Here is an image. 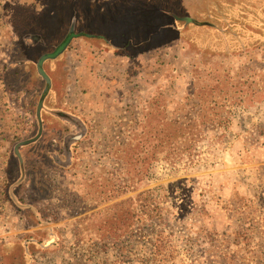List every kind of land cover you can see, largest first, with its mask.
Instances as JSON below:
<instances>
[{"label":"rangeland","instance_id":"1","mask_svg":"<svg viewBox=\"0 0 264 264\" xmlns=\"http://www.w3.org/2000/svg\"><path fill=\"white\" fill-rule=\"evenodd\" d=\"M179 1L202 6L213 22L219 14L233 33L213 27L199 37L201 30L187 32L195 44L203 42L206 65H199L196 53L186 56L180 41L148 45L150 50L129 59L78 36L84 19L75 26L76 15L89 14L93 31L109 35L115 30L106 21L123 13L140 16L128 12L132 2L136 10L149 7L140 0H0V264H264V0ZM150 2L157 14L160 6L153 4L161 0ZM89 5L94 8L87 13ZM243 15V25L228 28ZM139 29L143 40L148 29L155 30ZM70 34L68 51L47 59ZM211 49L218 52L211 55ZM193 69L219 74L201 104L206 86L186 94ZM146 75H162L168 113L192 105L183 121L195 124L169 154L159 156L148 178L123 180L121 198L104 201L97 194L106 192L109 172H123L111 158L118 142L114 124L132 125L128 117L138 113L133 105L144 93L130 91L147 88ZM50 78L64 99L49 96L54 114L62 106L84 117H106L91 120L74 145V130L45 114L53 120L50 129L23 149L25 164L38 170L19 193L20 199L37 197L36 216L28 219L5 199L6 167L13 144L29 134ZM119 202L136 209L131 229L120 226L118 238L99 227L91 235L83 229L114 213Z\"/></svg>","mask_w":264,"mask_h":264},{"label":"trees","instance_id":"2","mask_svg":"<svg viewBox=\"0 0 264 264\" xmlns=\"http://www.w3.org/2000/svg\"><path fill=\"white\" fill-rule=\"evenodd\" d=\"M139 1V0H136ZM176 5L172 4L169 0H161L160 5L153 4L158 8L157 14L152 11V5L150 0H140L148 8L140 6L139 10H136L138 4L132 2L129 6L128 12L136 11L140 16L136 18L126 17V13H123L122 19H111L113 21L107 22L106 24L115 31H110L109 35L106 33L94 32L92 29L93 18L89 14H80L75 17V26L79 23V18L84 19L82 21L81 32L78 36H82L86 41L95 43L101 41L104 46H107L114 55H122L126 58L133 59L134 56H138L141 52L148 51V45L150 46H161L166 42L170 41H180L185 45L184 54L186 56L192 53L198 54L199 65H206L210 61L207 50L201 48L202 45L195 44L192 39L193 37L188 36L187 32L195 30L198 31V37L203 33L204 30L213 27L219 33L227 36L233 35L230 31L226 29L225 22L216 14V19L211 21L204 17L202 6L196 5L194 2L184 1L181 3L179 0H175ZM83 6V5H82ZM154 7V8H156ZM93 5L85 6L84 11L89 13L93 10ZM195 9L203 14L202 18L197 16ZM217 9H214V13ZM242 14H245L242 12ZM247 17L243 15L242 17L232 19L228 24L230 27H240L243 25L244 21H247ZM105 21V20H104ZM241 22V24L235 23ZM123 23V24H122ZM140 26H150L155 28V30H147L145 33V39L143 40L139 35L142 29ZM141 33V32H140ZM139 37V40L137 38ZM73 34H70L68 38L60 44L55 52L51 55H47V59H55L62 56L68 51L71 43ZM144 47L142 50L141 48ZM211 55L218 52L217 49L210 50ZM192 75L194 77V82L192 86L189 87V92L186 94L190 95L197 91L198 87H205L201 89V95L198 103H203L206 101L205 96L209 86L214 83H219V74H207L204 69H193ZM146 78V79H145ZM51 79V78H50ZM144 83L147 88H141L140 86H134L130 94L134 96L135 92H143V97H136L134 108L138 110V113L132 112L130 117H128L129 124L131 126L125 127L121 124H114L116 130H118V142L114 146L111 158L119 163L121 171L117 169L111 170L108 174L109 184L105 185L106 192L97 194L98 197L103 198L104 201L117 200L121 198L120 192L118 191V185H120L123 180L142 181L146 179L151 174V168L154 163L159 159L162 154H169L168 152L174 148L178 143L177 141L183 138L188 132L191 131V126L195 123L190 119L185 122L183 119L188 114V109L192 105H185L180 108L177 114L171 116L168 113V103H166L165 91L161 87V83L165 81L162 75L148 76L144 77ZM52 86L48 91V94L42 98H39V103L33 112L31 129L28 130L29 134H26L21 139H17L13 144L9 153V164L6 167V174L9 175V181L7 187L4 190L5 199L11 203V205L18 211L25 212L24 216L28 219L34 218L36 216V207L34 206V201L36 198L30 197L29 199H20L19 193L21 187L24 183H32L29 178L33 180V172L38 171L35 168H29L25 164V156L23 155V149L28 146H34L39 143L40 138L47 129H50L47 123V117L45 114L53 113L60 122L65 123L74 130L72 137L69 141H73L74 145L79 142L84 136L83 132L87 131L91 127V120L99 121V117L104 116L101 113L96 115L81 116L77 114L73 109H69L65 112V108L60 106L58 111H50L47 105V101L50 95L61 101L64 100L61 94V88L59 85H54L51 79ZM145 85V86H146ZM59 86V87H58ZM69 87V86H68ZM208 88V89H207ZM70 100L69 97H65ZM138 98H140L138 100ZM66 102V101H65ZM65 106L66 103H65ZM67 109V108H66ZM57 115V116H56ZM106 116H104L105 118ZM106 120V119H102ZM80 124H85L84 129H78ZM104 124V123H103ZM107 125V124H104ZM84 126V125H83ZM110 129V125L108 126ZM34 130V132H31ZM89 134V133H88ZM61 139V138H60ZM58 142V148H59ZM73 144V143H71ZM70 144V145H71ZM36 145L35 148H37ZM42 150V148H41ZM44 154H49L47 151H42ZM37 153V150H36ZM38 160V159H36ZM33 189V188H32ZM39 197V195L37 194ZM23 200V202H22ZM124 202H119L116 204V209L114 213L109 214L107 218L102 219L100 222L94 224H88L83 229L89 232L91 235L93 230L98 227L103 230H108L114 238L120 237V226L125 229L126 223H128L129 229L132 228L134 223V218L136 216V209L133 205H129L124 208ZM146 213V211H145ZM27 215V216H26ZM39 223V221H37ZM130 231V230H129ZM99 232V231H98ZM117 240V239H116Z\"/></svg>","mask_w":264,"mask_h":264},{"label":"water","instance_id":"3","mask_svg":"<svg viewBox=\"0 0 264 264\" xmlns=\"http://www.w3.org/2000/svg\"><path fill=\"white\" fill-rule=\"evenodd\" d=\"M47 81H48V80H47ZM49 89H50V83H49V81H48V84H47V88H46L45 95L48 93Z\"/></svg>","mask_w":264,"mask_h":264}]
</instances>
